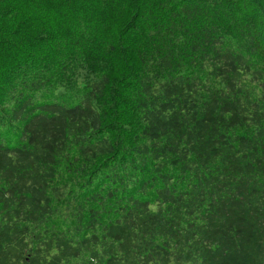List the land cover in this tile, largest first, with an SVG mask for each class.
I'll return each instance as SVG.
<instances>
[{
    "label": "trees",
    "instance_id": "1",
    "mask_svg": "<svg viewBox=\"0 0 264 264\" xmlns=\"http://www.w3.org/2000/svg\"><path fill=\"white\" fill-rule=\"evenodd\" d=\"M0 264H264V0H0Z\"/></svg>",
    "mask_w": 264,
    "mask_h": 264
}]
</instances>
